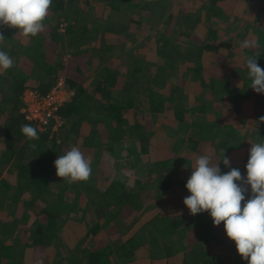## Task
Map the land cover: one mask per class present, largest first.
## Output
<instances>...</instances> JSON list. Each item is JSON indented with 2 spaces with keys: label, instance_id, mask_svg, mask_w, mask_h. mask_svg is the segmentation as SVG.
<instances>
[{
  "label": "trees",
  "instance_id": "obj_1",
  "mask_svg": "<svg viewBox=\"0 0 264 264\" xmlns=\"http://www.w3.org/2000/svg\"><path fill=\"white\" fill-rule=\"evenodd\" d=\"M77 1L79 0H52L49 12L60 14L71 7L68 5ZM80 1H84L86 5L90 3L97 6L101 11L102 17L97 16L95 19L89 20L93 24L82 25L74 23L75 28L71 24L66 23L64 25L65 31L60 32L58 31V25H54L57 17L53 16L50 18L48 16L44 21L45 30L36 37H24L18 34L16 29L0 26V34L4 37V39L0 40V50L7 52L15 62L14 67L7 71L0 69V118L2 119L3 117L0 127L4 131L5 145V152L0 156V176L5 169L9 172H17L20 185L28 186V189L34 193L32 194L34 200L39 197L43 199L46 196L44 192L48 190L49 176L56 171L55 160L59 155L69 151L71 142L80 135L79 131L82 123L84 121L89 123L93 109L97 108L105 115L101 122L98 119H93L94 121L91 124L102 123L111 131V134L107 131L103 133L106 139H111L107 150L113 157L118 159L122 170L135 169L137 162L142 164L141 160L148 157L150 145H153V142L155 145L160 144L154 136H150L146 132L145 124L143 126L141 123L145 118L140 119L141 121L135 119L133 125L128 124V120L125 118L127 109L131 107H133L135 117L139 118L137 110L135 111V105L140 106L141 103L138 102L141 99H144L146 103L152 100L149 103L151 107H148L149 111L155 115L150 119L152 122L158 112H163L167 109V105L163 101H158L161 102L159 106L155 105L157 101L153 102L157 92L152 89L151 82L143 81L136 75L138 71L136 64L143 58L141 55L145 49L140 50L137 47L125 50L122 47L114 51L115 54H122V61H124L123 63L126 67V74L121 75L116 66L108 64L109 58H104L111 55L114 48H105V46L100 45V42H97L95 30L102 26L104 33L109 31L110 28H107L112 22L117 20L116 18L110 20L112 15L120 12L123 16L125 15L124 10L136 8L141 16L140 22L145 19L150 26L163 24L160 28L161 30H159L161 32L157 36L155 33L148 35L147 40L152 36H156L157 44L168 42L167 45H173L176 48L177 44L175 42L178 38L174 40V36L178 35L179 32H185L183 26L190 24L195 29L197 24L201 22L200 17L194 14L186 15V18L191 17L189 20L182 18L184 12L180 11L182 6L179 4L174 5L173 8H175L169 10V7L165 4V1L169 0ZM206 1L209 5L206 9V17L220 19L221 16L219 14L223 13L224 10H220L217 13L219 0ZM263 6L264 0H258L257 7ZM104 12L109 14L106 18H104ZM137 23H139V20ZM165 26H167V30L163 32L162 30ZM158 36H161V38ZM185 36L190 37L191 35ZM218 38L217 31H207L203 39L198 41V56L206 48H213L208 43H213ZM98 39L101 41L102 37ZM66 46L67 49L65 50ZM99 53L101 55H99V58L97 57L98 62L103 61L105 66L97 73H94L90 70V67L93 65L95 56ZM246 54L248 52L244 53L242 58L247 57ZM252 55L259 57L257 62L264 69L263 55L255 53ZM123 63L122 65H124ZM195 68L196 71H201L197 63ZM60 76L66 77L68 85L74 90V93L70 100L59 109V115L65 122L64 128L68 127L69 129L63 139L57 142V136L50 137L49 132L38 130L35 123L26 120L23 108L25 107L24 95L26 91L31 90L44 95L50 91ZM92 76L94 83L92 88H89L86 83ZM242 78L243 86L238 89L232 85L231 87L227 81L222 84L218 78L208 75L204 76L201 81L199 80L200 85L205 86H202L203 97L211 100L217 98L226 99V104L231 107L235 106L237 112L246 94L264 98V94H257L251 89V82L247 77V69L243 71ZM119 81L122 82V85L118 90H115ZM167 100L170 103L179 101L174 96L167 98ZM171 112V116L176 115L178 117L181 113V108L172 109ZM163 118H167V115H164ZM178 118L189 122L192 128H197L201 136L197 141L193 138L168 141V144L171 143L168 152H178L179 150L175 146L177 145L181 148L183 143V148L189 147V150L193 151V153L201 152L204 149V145L200 143L206 142L207 145L210 144L209 141L212 138H216L221 129L218 124L206 118L203 119V117L202 119L193 118L192 115L191 118H184L182 115ZM147 121L149 123V120ZM23 124H30L35 127L38 130L39 139L28 140L21 132V125ZM187 128L190 130L189 126ZM127 129L129 132L128 140L131 141L132 138H137L138 141L142 142L138 155H135L134 150L136 148L133 143L126 149L122 148L123 144L119 142L126 140ZM93 137L90 136V138ZM232 140L233 137L230 135L228 140L221 141L223 147L217 143V146L213 149L218 155L224 154L223 148L226 145L223 143ZM253 142H264V129L256 132L253 136ZM33 144H35L34 148L32 147ZM112 152L114 153L112 154ZM249 152L242 167H225L221 162L222 159L217 161L216 165L220 164L222 173L230 171L231 168L238 169L242 177L246 179V164L249 159ZM107 157V160L112 162L111 157L109 155ZM171 166L166 167L164 161L154 165L151 163L142 165V172L140 170L135 172V175L130 179L129 176L124 174L122 176L123 180L119 178L117 181L112 182L105 191H101L99 186L90 185V179L86 182L70 184L74 187H77V185L81 186L82 194L87 197L88 201L86 202V207L80 210H74V207H67L63 202V195H60L59 202L55 206L50 203L46 207L38 208L39 206L37 207L34 204L32 210L37 213V219L29 229H21L15 224H3L0 221V264H31L29 263L30 257L32 256L33 258L36 252H44L45 248L47 249L49 246L54 249L61 248L60 241L65 238V235L63 236L61 232V227L68 221H78L81 225L80 232L74 238L76 239L74 243L77 242V249L72 250L73 252L69 250L63 256L55 253L54 264H60V262L65 261L63 264H126L133 261L137 252H142L143 250H149L153 257H173L177 255L173 237L179 238L182 230L190 232L193 237L190 241L192 244H188L184 249L185 258L187 259L185 264H190V257L196 258H192L191 264H225V261H221L219 257L211 255L209 249L208 239L212 238L211 234L224 228L223 223L218 227L214 226L209 213L203 212L192 216L190 211H188L182 215L165 217V221L160 213L141 218L147 214V211L149 212L158 206L164 209L165 203H169L172 195L178 192L172 177L173 172L176 169L178 170V168H175L174 165ZM96 168L95 165L92 166L93 173L91 177H99L101 181V176L94 174L96 173ZM186 176L190 177L191 174ZM186 184L183 192L189 196L190 193L187 191ZM247 187L249 191L246 194V200L251 195L250 186ZM6 193L2 196L7 198ZM147 203H151V207L148 209ZM25 206L28 205L25 203ZM31 206L32 204L29 205L26 211ZM91 209L93 210L92 214L90 212L85 213L86 211H91ZM81 210H83L82 217L80 214ZM106 227H115V234H110L108 243L103 241L98 248L92 249L89 245L93 241L92 239H94L99 229ZM194 242L195 244L197 243V250L192 253ZM79 249L80 255L83 257H79L76 254ZM237 261L238 259H236ZM240 263L247 264L244 259H241ZM232 264L234 263L232 262Z\"/></svg>",
  "mask_w": 264,
  "mask_h": 264
},
{
  "label": "crops",
  "instance_id": "obj_2",
  "mask_svg": "<svg viewBox=\"0 0 264 264\" xmlns=\"http://www.w3.org/2000/svg\"><path fill=\"white\" fill-rule=\"evenodd\" d=\"M198 2V0H197ZM165 4L169 7L171 6V3L169 1H165ZM255 10V9H254ZM139 10L136 8H129V10H124L125 15H121L120 12H118L116 15L113 16V18H116L117 20L112 22L111 25L107 28L110 30L109 31H105L104 33V28L102 26H99L97 30H95L96 34H97V42H100V45L105 46V48L111 47L114 48L111 52V55H109L108 57H104V58H109V62L108 64L111 66H116L120 72L121 75H125V64L123 63L124 61H122V54H115L114 51L121 49L122 47L125 50H128L130 48H139L140 50H143V48L145 49L144 53L141 55V57H143L140 61H139V65L141 66H145L147 67V78L148 80L151 82V85H155V79H160L161 77H169L167 79V88L171 89V91L173 92V95L175 98H177L178 96V92L181 91V95L185 96L187 95V85H191L194 86V93L197 95L198 93H201V97L205 99V97H203L204 91H203V87H205L204 85H200L199 80L201 81L202 78L204 76H210V77H214V78H218L222 84L225 83V81H227L228 83H232L230 84V86H234L235 88H242L243 86V78H242V73L243 71L246 69V58L249 57L250 55L253 56L252 54H254V50L255 49H262V61L264 62V41H260L256 47H252V48H242L241 47V43H236V42H228L226 41L225 43H222L221 45L224 46V48L226 49L225 53H221L220 52V47L218 44V41L220 38H218L216 41H214L213 43H208V45L210 44L211 47L213 48H206L204 51H202L205 54L211 55L212 58H210L213 63H214V69L215 70H206L204 67H202V65L200 64V69L201 71H196L194 64H191V66H188L185 70H184V74L183 76H176V74H171L169 73V70H175L176 69V65H186V62L190 63L187 59L190 58V53L188 55H186L185 57H182L180 60L176 59L175 57H172L171 55H169L167 52H170L171 54H174V52H171L170 50H178L180 46H176V48L173 45H167V43H162V44H157L156 39L154 38V36L150 37L147 40L148 35L145 34L146 36L143 38L139 37V28L142 27L144 30L147 28V25L150 26L149 23H147L145 21V19L140 22L141 20V16L139 15ZM256 11V10H255ZM257 13V12H256ZM62 17V16H59ZM248 18V17H247ZM63 18H57L56 19V25L59 24L60 20ZM58 20V21H57ZM139 20V23H137V21ZM55 22V21H54ZM243 22H246L245 20ZM62 23L59 24L58 28L62 27ZM248 23L244 26V29L242 31V33H244L245 35L239 38V42H243L244 40H247L249 42L251 41V37H249L250 31L248 30ZM184 27L185 32H179V34H185V35H190V33L187 31V29ZM58 31H60V29H58ZM245 31V32H244ZM60 32H64V31H60ZM104 33V35L102 36V34ZM102 37L101 41L100 38ZM159 38H161V36H158ZM237 38V37H235ZM154 39V40H153ZM259 45H261V47H259ZM238 48L239 51L236 54V57L233 58L232 55V48ZM197 48V46H196ZM213 49V50H212ZM216 50H219L218 52H215ZM199 53V50L197 51ZM245 58H242V56L244 55V53H247ZM250 54V55H249ZM258 55V52L255 53ZM99 55H101L100 53L97 54L95 56V59L93 60V65L90 67V70L93 71L94 73H97L103 66H105L104 62H98V58ZM98 57V58H97ZM155 57V60L153 59ZM193 57V61H194ZM215 59V60H213ZM197 60V59H196ZM198 61V60H197ZM122 63L124 65H122ZM197 63V62H196ZM137 65V64H136ZM122 66H124V68H121ZM223 69V70H222ZM221 70L222 73L224 74L223 79H220V74H221ZM138 72V71H137ZM66 79V77H65ZM93 79V76L92 78ZM94 80V79H93ZM67 81V79H66ZM147 81V82H149ZM191 81V82H190ZM88 82V81H87ZM68 84V81H67ZM122 85V82L119 81L117 87L115 88V90H118ZM69 86V85H68ZM231 86V87H232ZM70 87V86H69ZM71 89V88H70ZM73 92L74 90L71 89ZM252 97V99L245 103L246 105H249L251 107H244V102L242 101V103L239 105V111L237 112V110L234 107H231L230 105L226 104V99L223 98H217L214 100H211L208 98V100H210V106L206 107L205 109H201L200 107H198L195 111L193 115L194 117H199L200 119H208L211 122H214L215 124H218V127H220V131L217 135L216 138H214V141H209L210 144L207 145L206 142H202L200 143L201 145H204V149L203 151H201L202 153H207L213 150L212 147L217 146V143L221 144V141L224 140H228V136H232L233 140L232 141H225L223 144H225L226 146H224L225 148H223L224 153L227 152L226 158L229 159L230 161V166H239L242 167V165L244 164V160L245 157L247 155V153L250 151L251 149V144H253V136L256 134L257 131L264 129V124H260L257 127V124L255 123L256 121L259 120V117L264 116V98H261L260 96H254L253 94L249 95ZM248 97V94L245 95V97L243 98V100L245 101V99ZM179 109V108H178ZM211 110V111H208ZM216 112V115H213V117L211 118V114L213 112ZM127 112L130 113L131 116L134 115V111H133V107L128 108ZM126 112V114H127ZM92 114H98L99 115V122L102 121V119L105 117V115L96 109H93ZM248 114H250V116H247ZM91 115V114H90ZM188 117V112L185 108H181V113L179 114V116ZM178 116V117H179ZM171 120L173 122V126H175L177 128L176 132L173 134H169L167 133L165 136L161 137L158 141L160 143V149L162 151L165 152V157L164 160H167V150L170 149L171 147V143L168 144V141H174L176 138L178 139H187V138H193L195 141L199 140L201 134L200 131L197 128H192L190 126L189 122L186 121H182V118H178L176 115L171 116ZM127 120L129 119V117H125ZM189 119V118H188ZM3 120L0 118V122ZM94 120L90 117V121L89 123L87 121H84L82 123V127L80 128V135L78 138H75V140L73 142H71L70 148L72 146H77L80 148L81 152L83 153L84 157L86 159H90L91 160V167L95 165L96 162H100V155H106V159H108L107 155H111V153L109 152L108 146H107V141H98V139H102L101 133L99 132V126L98 123H94L91 124V122H93ZM94 125V127H93ZM187 126H189L190 130L187 128ZM68 127H63L62 129H60V134H64L66 135L68 133ZM3 129L2 127H0V156H2V154L5 152V145H4V136H3ZM90 136H94L93 138H90ZM173 137V139H172ZM95 140V141H93ZM122 144L125 141H119ZM184 145V143H183ZM182 145V146H183ZM245 145V147H244ZM247 146V147H246ZM223 147V146H222ZM244 147V148H243ZM209 148V151H208ZM248 148V149H247ZM70 150V149H69ZM185 150V148H183V151ZM214 151V150H213ZM114 153V152H112ZM169 154H172L173 152H168ZM200 151L193 153V151L187 150V153H183L181 154L180 151L176 152V156L178 157V159L183 158L185 160V163H180V167L178 168V171L181 173V176L185 175L187 170V165L190 164V162H195L196 161V156L197 154H199ZM212 157L214 156L216 158V156L218 155L216 151H214L212 154ZM220 159H223V153L219 154ZM28 159V158H26ZM177 160V159H174ZM216 160V161H219ZM173 161V160H172ZM178 164V165H179ZM112 168V167H111ZM133 171V170H132ZM113 172H118V171H113ZM51 177V175L49 176ZM116 175L113 174L111 175V179L115 178ZM113 181V180H112ZM117 181V180H114ZM92 182V181H90ZM89 182V183H90ZM24 185V184H23ZM21 186L18 180V173L15 171H7L6 169L3 171L2 175L0 176V205L3 203L4 201V196H2L4 193L7 196V198L11 195L14 194L18 191H21V193L23 194L19 200V202L22 204L21 209L24 210L25 207H29L30 204H32L34 207V204L37 205L38 208L40 207H46V204L43 205L42 201H44V199L42 198H37L38 200L35 201L33 198H31L30 195L34 194L32 193V191L30 189H28V186ZM109 187V185L107 187H104L101 189V191H105L107 190V188ZM53 192L56 193L57 190L51 189V187L48 186V190H46L44 193L48 194V192ZM82 188L81 186H77V187H69V191L65 192L63 197V202L66 203L67 202H72L74 207V210H80L83 207H86V202L87 201V197L83 196V192H82ZM69 195V196H68ZM28 196V197H27ZM60 196L56 199L53 198L52 200L50 199V203L55 206V204H57L59 202ZM25 203L28 206H25ZM52 206V207H53ZM67 206V205H66ZM30 207V209H31ZM68 207V206H67ZM71 207V206H69ZM71 207V208H72ZM2 206H0V214H3L4 212H2ZM17 208V206L15 205L13 208H9L12 209L11 213L9 215L6 216H2L0 217V221L4 224V223H8V224H15L16 226H18L21 229H26L25 227H21L19 226V224L17 225L15 222L17 219H15L14 217V212L15 209ZM93 210L91 209V211H86L90 212V214H92ZM82 213L83 210H81V217H82ZM32 216L36 217L37 219V213H32ZM70 222H76V221H68L67 223ZM78 222V221H77ZM115 227H106V228H101L98 230L97 234L95 235L94 239H92L93 241L91 242V244H89L91 246L92 249H96L99 247V245H101V243L104 242H109L110 240L108 239L109 236H111L110 234L114 233L115 234ZM62 232V230H61ZM74 233V232H73ZM63 234V232H62ZM78 233H74V238H76V235ZM64 236V234H63ZM225 236L226 232H225ZM73 240L75 241L76 239ZM64 239V238H63ZM61 240L60 243H63V241L65 240ZM77 243V242H75ZM234 243V242H233ZM45 252V250H44ZM43 252H36L35 256L30 257V262L31 264H33V261L35 260L34 257H37L38 255H40ZM77 254L80 256V249L79 252H77ZM54 255L55 253L52 255H48V257L52 256V261H50L49 264H54L53 259H54ZM83 257V256H82ZM177 256H173V257H167L166 256H161V257H153V255L149 252V250H143L142 252H137V254L134 256L133 261L128 262L126 264H179V262L177 261ZM27 260V259H26ZM182 262V260H181ZM180 262V263H181ZM43 264V263H42ZM60 264H63L62 262H60ZM68 264V263H66ZM120 264V263H119Z\"/></svg>",
  "mask_w": 264,
  "mask_h": 264
},
{
  "label": "rangeland",
  "instance_id": "obj_3",
  "mask_svg": "<svg viewBox=\"0 0 264 264\" xmlns=\"http://www.w3.org/2000/svg\"><path fill=\"white\" fill-rule=\"evenodd\" d=\"M169 2L171 3V6H169V10L174 9L173 6L179 4L180 6H182L181 10L183 13L182 18H186L187 14H194L195 16H199L201 19V22L199 24H197V27L194 29V27H192L190 24H186L184 25L185 28L187 29V31L190 33V37L189 36H185V35H176L174 36V40L177 41L175 42L177 44V46H180L179 51L176 49L174 50H170L171 52H174V54H171L170 52H167L169 55H171L172 57H175L176 59H181L182 57H185L186 55H188L190 53V58L187 59L190 63L186 62V65L182 66V65H176V69L175 70H169V73L171 74H176V76L180 77L183 76L184 74V70L188 67L191 66V64H194V67H196V62L198 64V66H200V64L202 65V67H204L206 70H215L214 67V63L213 61L210 59L212 58L211 55L205 54L203 52H201L200 56H198V49H199V42L200 40L203 39V37L205 36V34L207 33V31L210 30H215L217 31L218 35H219V41L218 44L219 46H222V43H225L226 41L228 42H236V43H241L239 42V38L244 36L245 34L242 33L244 26L248 23V30L250 31L249 37H251V41L252 43H254L256 46L260 41H264V6L263 7H257L258 4V0H219L218 1V7L219 10L217 11V13L220 12V10H224L223 13L221 12L219 15L221 16L220 19L219 18H214V17H206V9L209 7V5L206 3V0H169ZM68 6H71L69 8H67L65 11H63L62 13H55V12H49L48 11V15L50 18L51 17H57V18H63L60 20L59 24L62 22V27L59 28L60 31H65L64 25L66 23L71 24L74 28L75 26L73 25L74 23H80L82 25L85 24H93L92 22L90 23L89 20L91 19H95L97 16H101V11L98 9L97 6H94L93 4H88L86 5V3L84 1H77L74 2ZM256 11H255V10ZM257 12V13H256ZM104 18H106L109 14L104 12ZM62 16V17H59ZM113 16H111L110 20H113ZM102 17V16H101ZM248 17V18H247ZM191 18V17H190ZM190 18H186L187 20H189ZM186 20V21H187ZM246 22H243V21ZM58 21V20H57ZM56 20L54 22V25H56ZM58 24V26H59ZM219 24H221L219 26ZM224 24V26H223ZM82 25H78V26H82ZM163 26V24L161 25H156V26H148L147 28L144 30L142 27L139 28V37L143 38L147 35H150L152 33H155L156 36L161 32L159 30H161L160 28ZM60 27V26H59ZM167 30V26H165L163 28V32ZM245 32V31H244ZM145 33V34H144ZM167 34V33H166ZM169 34V33H168ZM156 36H154V38L156 39ZM237 37V38H235ZM195 38H196V42H195ZM154 40V39H153ZM246 41V40H244ZM65 42V41H64ZM197 46V48H196ZM255 46V47H256ZM259 47H261V45H259ZM67 49V46L65 48V50ZM192 50V51H191ZM220 52L221 53H225L226 49L224 48V46L220 47ZM219 50H216L215 52H218ZM191 51V52H190ZM239 49L236 48H232V55L233 58L236 57V54L238 53ZM255 53L258 52L259 54H262V49H255L254 50ZM193 57L196 58L193 61ZM155 60V57L153 58ZM215 60V59H213ZM188 65V66H187ZM138 67V72L136 73L137 76L140 77L141 80L143 81H149L147 78V67L145 66H141L139 64L136 65ZM121 68H124V66H122ZM223 70V69H222ZM221 70V74L220 79H223L224 74L222 73ZM169 77H161L160 79H155V85H152V89L154 91L157 92V94H155V97L153 99V102L157 101L155 103V105H160L161 102L158 101H163L166 105H167V109H165L163 112H158L156 115V118L153 120V122L150 120L153 116H155L153 113H151L148 109V107L150 106V102L152 100H150L148 103H146L144 101V99L139 100L138 103H141L140 106H136L135 105V111L137 110V115L139 118H136L135 115L131 116L129 112H127V114L125 115V117H129L127 123L130 125H133L135 122V119L141 121L142 119L145 118L144 121H141V123L145 124L147 130L146 132L149 133L150 136H154V138L156 140H159L161 137L165 136L168 132L170 134H174L177 130V128L175 126H173V122L171 120V110L172 109H178V108H185L188 112V117L191 118L192 115L194 114V111L200 107L201 109H205L206 107L210 106V100L208 99H204L201 97V93H198L197 95L193 92L195 87L191 86V85H187V95L182 96L181 95V91L178 92V96H177V102H173L170 103L169 100H167V98L174 96L173 92L171 91V89L167 88V79ZM220 81V80H219ZM150 82V81H149ZM191 82V81H190ZM94 83L93 79L88 80V82L86 83V86L89 88H92V85ZM232 84V83H229ZM234 85V84H232ZM252 99L251 96L248 95V97L245 99L244 102V107H251L249 105H246L245 103L249 102ZM151 107V106H150ZM166 108V106H165ZM134 111V110H133ZM211 111V110H208ZM162 114V115H161ZM164 115H167V118H163ZM213 115H216V112L214 111L211 114V118L213 117ZM247 116H250V114H248ZM90 117L92 119H98L99 115L98 114H91ZM199 118V117H197ZM141 119V120H140ZM149 120V123L148 121ZM99 132L101 133L102 139H98V141H107V146L110 145V141L111 139H106L105 135L103 134L104 132L106 133V131L111 134L109 131V129L107 127L104 126V124L99 123ZM94 127V125H93ZM60 130L54 135L57 136L56 139L58 140L57 142H59V140L61 141L64 137V134H60ZM127 136H125L124 140L125 142L123 143V147L122 148H129L130 144L135 146V155H138L141 148H140V144L142 143L140 140L138 141L137 138L133 139L130 141L128 140V136H129V132L127 129ZM111 137V135H110ZM118 137V135H117ZM174 137V135H173ZM172 137V139H173ZM178 138H176L175 140H177ZM214 138H212L211 141ZM133 143V144H132ZM150 152L148 157L144 158V160H141L143 163H136V168L132 170H122L121 166L119 165V161L116 157H113V155H109L112 159V162H110L109 160L106 159V155H100V162H96L95 166L96 168V173H94L95 175H100L101 176V181L99 177H94L92 178L90 176V185L94 184V186H99L101 189L104 187H107L108 185H110L112 182H115L114 180H118L119 178L122 179V176L127 175L129 176V179L133 177V175H135V172H139V170L142 172L143 171V167L142 165L151 163V164H156V163H160L162 161H164L166 163V167H172L171 165H174L175 168L180 167V164L178 165V162L180 160V163H185V160L183 158L178 159V157L176 156L175 153L169 154L168 150H167V160H164L165 157V152L162 151L160 149V144L159 145H155V143L153 142V145H150ZM176 149H178L181 154H183L184 152L187 153V150H189V147H186V149L183 151V146L178 147L177 145L175 146ZM245 147V145H244ZM243 147V148H244ZM247 147V146H246ZM215 147H212V149ZM248 149V148H247ZM214 150V149H213ZM211 151V154L215 151ZM209 151V148H208ZM113 154V153H112ZM201 154H208L210 157L212 156L210 154V152L207 153H202L200 152L199 154H197L196 158L201 155ZM141 158V157H140ZM220 156L217 155L216 158L213 156L212 157V163L213 165H216L217 161L219 160ZM177 159V160H174ZM173 160V161H172ZM197 160V159H196ZM140 161V162H141ZM196 162V161H195ZM195 162H190V164L187 165V170H185L187 173L184 176H181V173L176 169L173 172V181H174V186L177 189L178 192H176L174 195H172V199H170L169 203H165V207L164 209L161 207H157L151 211H147V214L145 216H142L141 218H146L148 216H154L158 213H160V215L162 214V219L165 221V217L168 216H175V215H182L185 214L186 212H188L189 210L187 209V207L184 205V198L187 197V193L183 192L184 191V186L187 183L188 179L190 178L189 176L186 175H190L192 172V167L195 164ZM112 167V168H111ZM118 171V172H113V171ZM93 173V172H92ZM115 174L116 177L111 179V175ZM150 178V177H147ZM113 180V181H112ZM129 184V181H128ZM71 185L69 183H67L66 181L62 180L61 178H59L56 175V171L55 173H53L51 175V177H49V187H51V189H56L57 192L53 193L48 192V194H46V196L43 198L44 201H42L43 205H48L50 204V199L52 200L53 198H58L60 195H64L65 192L69 191V187ZM80 186V185H77ZM74 187V186H72ZM76 187V186H75ZM181 189V190H180ZM23 194L21 193V191H18L14 194H11L8 198H4L3 203L0 205L4 208H2V212H4L3 214H0V217L2 216H6L9 215L12 211V209L9 208H13L15 205L17 206V208L15 209L14 212V217L16 220V224L21 227H25L27 229H29L36 220V217L32 216L31 213H34L31 209H29L28 211H26L27 207L24 208V210L21 209L22 204L19 202L21 196ZM31 198L34 197L33 195H30ZM69 196V195H68ZM28 197V196H27ZM38 199L36 198L35 201H37ZM151 203H147V209L150 208ZM67 206H73L72 202H67L66 203ZM33 206V205H32ZM61 230L63 232V234L65 235V238L63 240V243H61L62 247L58 248V249H54L53 247L49 246L47 249L45 248V252L41 253L40 255H38L37 257H34V261L33 264H49L50 261H52V256L48 257V255L50 254H54V253H58L61 256L64 255L65 252H68L69 250L71 252H73L72 250L77 249V244L74 243V233H79L81 230V225L79 222H70V223H66L61 227ZM74 232V233H73ZM224 228L220 229L219 232H215L212 235L211 239H208V244H209V249L211 252V255L219 257L221 261H225V264H232V262L234 264H243L240 263V260L243 259L237 252L236 249V245L234 241H231L227 236H225V234H223ZM223 234V236H222ZM179 238L178 237H173L175 239V243L174 246L176 248V253H177V257H179V260H177L179 262V264H185V261L187 260L185 258V246H188V244H192L190 243V241L193 239L192 234L190 232L187 231H181V233L179 234ZM196 242V239H195ZM195 242L193 243V247L192 248V253L195 252V250H197L196 244ZM234 242V243H233ZM74 246V247H73ZM207 249V248H206ZM79 252V250H78ZM77 254V253H76ZM78 255V254H77ZM79 256V255H78ZM65 258V257H64ZM167 258V257H166ZM190 257V264L192 262L193 258ZM226 259V260H225ZM227 259H229L228 261H230V263H228ZM236 259H238V261L236 262ZM181 260H183L181 262ZM65 261V260H64ZM66 262V261H65ZM62 262V263H65ZM181 262V263H180Z\"/></svg>",
  "mask_w": 264,
  "mask_h": 264
},
{
  "label": "clouds",
  "instance_id": "obj_4",
  "mask_svg": "<svg viewBox=\"0 0 264 264\" xmlns=\"http://www.w3.org/2000/svg\"><path fill=\"white\" fill-rule=\"evenodd\" d=\"M51 5L52 0H0V26L16 29L24 37H36L45 30L44 21ZM255 46L247 40L241 42L242 48ZM258 58H246L247 77L251 89L264 94V69ZM14 63L7 52L0 50V69L7 71ZM255 123L257 127L264 124V116ZM21 132L28 140L39 139L38 130L30 124L21 125ZM251 145L246 179L235 168L222 173L220 164L213 165L208 154L199 155L186 184L190 195L183 202L192 216L207 212L214 226L223 223L227 237L235 242L238 254L247 264H264V142ZM221 162L230 168L225 153ZM55 168L56 175L69 184L86 182L92 174L91 160L77 146L59 155ZM247 186L251 195L246 200Z\"/></svg>",
  "mask_w": 264,
  "mask_h": 264
},
{
  "label": "built area",
  "instance_id": "obj_5",
  "mask_svg": "<svg viewBox=\"0 0 264 264\" xmlns=\"http://www.w3.org/2000/svg\"><path fill=\"white\" fill-rule=\"evenodd\" d=\"M73 93L64 76H60L44 95L26 91L23 108L26 120L35 123L38 130L49 132V136L53 137L65 124L59 115V109L70 100Z\"/></svg>",
  "mask_w": 264,
  "mask_h": 264
}]
</instances>
